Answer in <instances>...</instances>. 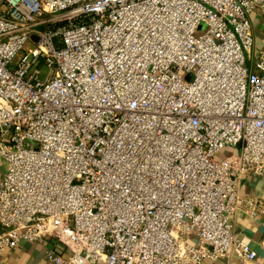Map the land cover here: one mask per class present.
Segmentation results:
<instances>
[{
	"label": "built area",
	"instance_id": "1",
	"mask_svg": "<svg viewBox=\"0 0 264 264\" xmlns=\"http://www.w3.org/2000/svg\"><path fill=\"white\" fill-rule=\"evenodd\" d=\"M254 11L0 0V255L46 240L52 264L254 260L233 223L240 183L264 178Z\"/></svg>",
	"mask_w": 264,
	"mask_h": 264
},
{
	"label": "crops",
	"instance_id": "2",
	"mask_svg": "<svg viewBox=\"0 0 264 264\" xmlns=\"http://www.w3.org/2000/svg\"><path fill=\"white\" fill-rule=\"evenodd\" d=\"M249 19L253 41L247 64L253 71H257L254 62L257 56L264 52V15L254 11L249 15ZM238 195L243 200L244 207L233 218L234 231L256 251V258L243 262L232 256L206 260L201 264H264V213L255 211V215L250 214L253 202L264 203V178L248 175L240 183ZM48 246L49 242L46 240L23 241L15 248L2 253L0 264H52L45 258L44 252Z\"/></svg>",
	"mask_w": 264,
	"mask_h": 264
},
{
	"label": "rangeland",
	"instance_id": "3",
	"mask_svg": "<svg viewBox=\"0 0 264 264\" xmlns=\"http://www.w3.org/2000/svg\"><path fill=\"white\" fill-rule=\"evenodd\" d=\"M42 73H43V75L41 76V79L44 78V76H45V71H43ZM223 151H224V152H223ZM223 151L219 152L218 155L221 156V157H224V156L229 155V154H231V153L233 152V151H232L231 149H229V148H227V149H225V150H223Z\"/></svg>",
	"mask_w": 264,
	"mask_h": 264
}]
</instances>
